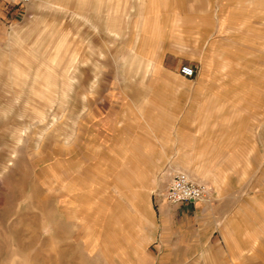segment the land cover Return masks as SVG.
<instances>
[{
  "label": "rangeland",
  "instance_id": "rangeland-1",
  "mask_svg": "<svg viewBox=\"0 0 264 264\" xmlns=\"http://www.w3.org/2000/svg\"><path fill=\"white\" fill-rule=\"evenodd\" d=\"M209 1L224 14L236 3L196 0L195 6ZM187 2L176 0L183 11ZM246 2L231 56L251 74L230 77V86L254 87L235 95L254 162L260 161L251 185L238 189L237 205L242 194H253L255 206L264 199V0ZM145 10L146 0H0V264H264L262 251L247 256L245 229L240 236L219 231L212 243L182 235L186 228L173 236L154 233L141 205L115 192L121 174L133 190L134 166L123 163L122 150L134 134L145 143L154 116L144 73L153 62L136 50ZM218 14L210 13L211 22ZM180 53L181 69L201 73L205 64L190 50L167 53L169 66ZM148 142L160 146L158 139ZM160 170L153 179L157 207L168 188ZM263 219L255 206V238Z\"/></svg>",
  "mask_w": 264,
  "mask_h": 264
},
{
  "label": "crops",
  "instance_id": "crops-1",
  "mask_svg": "<svg viewBox=\"0 0 264 264\" xmlns=\"http://www.w3.org/2000/svg\"><path fill=\"white\" fill-rule=\"evenodd\" d=\"M189 1L183 11L176 0H146L136 50L153 62L144 73H150L149 102L154 116L145 131V143L137 134L129 137L127 149L122 150L121 143L123 163L128 161L134 166L130 170L134 177L130 182L133 190H126L128 180L121 174L115 180V192L121 199L128 197L133 205H141L140 216L142 219L149 216V227L154 233L161 229L173 236L186 228L189 232H181L182 235H203L200 242L212 243L219 231L226 236L231 229L240 236L245 229L244 250L253 258L255 250L264 255V219L262 236L258 234L255 238L253 232L254 208L257 206L264 214V199L254 206V195L246 198L247 194H242L245 204L237 205L238 189L251 185L248 177L256 162L253 143L248 146V120L238 116L235 94L238 90L252 92L254 87L245 85L232 91L230 86V77L251 74L237 66V55L231 56L237 50L232 41L238 40V29L246 22L239 11L243 4L236 0L232 10L224 14L225 10L211 1L198 7L195 6L198 1ZM246 1L255 4L253 0ZM216 11L219 14L213 23L210 13ZM191 38L194 40L190 41ZM187 50L205 64L201 73L198 71L192 77L181 71L183 53L179 54L181 57L175 55L173 66L167 60V53ZM217 58L223 63L214 66ZM150 138L158 139L160 146L154 147V143L148 142ZM159 169L166 187L176 171H186L193 179L209 183L213 191L205 201L179 206L164 202L157 207L153 191L159 185L153 179H157ZM222 201H228L229 205L223 208ZM241 215L244 217L240 218ZM177 217L183 220L180 225L175 220Z\"/></svg>",
  "mask_w": 264,
  "mask_h": 264
},
{
  "label": "built area",
  "instance_id": "built-area-1",
  "mask_svg": "<svg viewBox=\"0 0 264 264\" xmlns=\"http://www.w3.org/2000/svg\"><path fill=\"white\" fill-rule=\"evenodd\" d=\"M27 4L30 0H19ZM182 73L187 76H194L195 71L189 65H184ZM211 194V188L208 184L199 182L187 175V173L178 171L172 175L170 185L165 191L159 193V197L172 206H179L187 202L205 201Z\"/></svg>",
  "mask_w": 264,
  "mask_h": 264
},
{
  "label": "bare ground",
  "instance_id": "bare-ground-1",
  "mask_svg": "<svg viewBox=\"0 0 264 264\" xmlns=\"http://www.w3.org/2000/svg\"><path fill=\"white\" fill-rule=\"evenodd\" d=\"M25 131V130H24ZM183 172V171H182ZM186 173V172H185ZM187 175L189 176V177H191L188 173H187ZM200 182V181H199Z\"/></svg>",
  "mask_w": 264,
  "mask_h": 264
}]
</instances>
